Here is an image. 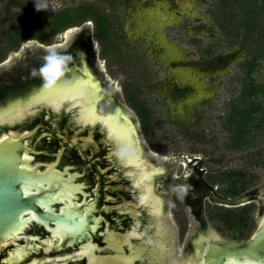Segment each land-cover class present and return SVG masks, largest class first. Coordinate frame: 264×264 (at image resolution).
<instances>
[{
	"label": "flooded vegetation",
	"instance_id": "obj_1",
	"mask_svg": "<svg viewBox=\"0 0 264 264\" xmlns=\"http://www.w3.org/2000/svg\"><path fill=\"white\" fill-rule=\"evenodd\" d=\"M190 2V0H110L109 3H107L108 7L106 8H112V14L115 13L116 9L122 10L125 13L126 19L127 17H130L128 19H132L133 26H130L132 29L130 27L128 28L127 25L120 27V29L125 36H130L128 32L133 33L132 36H130V42L127 43L129 49L135 50L132 55V57L136 56L133 58V62L143 70L145 68L144 66L148 64V60H150L155 66V73L149 75L150 84L148 85V89L152 92V95L156 96L161 103L167 106L169 113L178 116L179 121L181 122L186 118L184 116L187 108L188 114L191 118L190 124L196 130L202 125L204 114L208 112L213 114V106L217 104L219 100L216 96V100L213 99L212 101L208 100V98H206L205 101L200 98L197 99L198 97H195V94L198 90L194 81L200 85L203 77H207L215 89L222 76L219 71H213L218 70L221 67H227L233 62H237L236 60L238 56H240V51L229 50V52L209 57L205 60H203V58H199V60L188 59V56L185 55V52L172 36L180 37L183 35L184 37L198 38L201 37L199 36L200 33L207 28V23L202 20L201 17H192L189 15L191 10ZM158 7L164 8L165 13L168 12L177 15V22L174 25H166L163 30L165 34L163 32L161 33L158 26L153 24L154 19H157V22L160 21L159 16L156 17L158 13H155V11H158ZM110 9L105 10V8L94 2H83L76 8L63 9L52 16V20L49 22L51 23V29L49 32L50 35L53 36L52 38H58L59 35L63 38V34L67 32L69 28H73L72 30H74L72 31L74 34L73 37H71V43L67 47L58 49L61 53L71 55L72 57L68 66L70 69L69 71L73 73V77H70L68 82L77 76L79 66L83 59H86L96 76L101 79L104 86V92L114 96L117 101L121 102V100H118V93L115 94L114 92L108 91L109 86L112 88L115 84L118 85V79H106L107 74L105 73V66L107 68V65L118 68L117 64L112 62L107 63L109 57L107 52H110L108 46L112 44L110 35L112 33L114 34V26H112V24L115 23L114 15L111 14ZM62 14L70 15L69 22L63 26L61 25L60 27H57V20ZM165 15L166 14H164V16ZM35 23L37 24L35 35L30 39L20 40L19 44H16L21 47L23 43L35 40L38 42L37 46L34 47L35 52L33 53L32 51H29L30 54L28 53L26 56L24 55V62H22L20 66L24 65L26 68L22 70L17 79L2 83L3 86L0 88V97L8 98L14 93L20 92L21 89L30 85V83H41L42 79L39 75H32L33 69L38 70L43 64V57L46 55V49L49 45L63 44V42L48 43L50 39L48 38V31L46 32L47 28H41L38 22ZM92 23L94 29H91ZM179 26H181L180 29H178ZM9 29L7 31V38L10 43H12L9 38ZM208 31L209 33L210 31L213 34L215 33L212 26L208 28ZM163 38H165V41H168L166 42L167 45L163 44ZM112 45L114 47V43ZM98 46H100V51L97 48ZM178 47L181 50L182 56L174 58L170 53V48L176 49ZM114 49L116 50L114 53L117 56L118 61V47H114ZM124 57H121L122 61L125 60ZM133 62L126 63L131 64ZM65 75H68V72ZM186 77L193 78L194 81L186 84L184 82V78ZM42 87L43 84L35 91ZM214 89L207 90L206 88L208 92L213 93ZM133 94V98L135 100L138 99V96L135 93ZM242 98H244V96L240 95L237 97V100H230L232 107L229 114L226 116V131L230 132L233 139L237 141V146H242L248 141L246 135L251 132L252 128L250 125L241 126L240 108H243ZM70 107L61 110L60 113H56L47 107L42 108L34 116L23 121L21 125L23 123L24 125H20L21 127L18 126L16 129L12 126L11 128L23 132L34 131V136H32L30 142L32 146H36L37 151H40L39 154H33L36 160L54 162L57 160L58 155L62 153L61 163L63 166L60 170H64L65 167L69 166L74 167L75 169L70 170L71 174H82L76 182H85L88 185H91L90 188L86 189L87 191L93 192L95 190L96 192H102L104 195V202L101 207L102 210L98 212V215L102 218V223L99 225L97 233L92 237L94 241L93 243L98 246L97 253L106 254L108 253L105 249H107L109 245L107 242V236L109 233L115 230L116 233L118 232V234H122L126 229L133 228L134 224H138L136 222V217H133L130 213L124 212L125 209L123 208L125 206L122 204V197L121 195H118V192L121 191L123 193V190L114 191L111 188L107 189L103 186V183L109 180L105 176L106 173L109 172L112 178H114L113 174H118V183L127 184L128 189L130 188V192H133V190L130 187L131 182L123 176L120 169L115 166L113 161L109 158L105 144L106 133L98 128V126L93 129L80 127L76 122L75 117L77 110L75 106ZM149 108L150 106H143L138 108V110L143 111L147 115L151 114ZM261 111L258 112L257 116L260 115ZM63 119L65 121L68 120V128L65 125H62ZM27 120L29 122H26ZM258 125L257 123H254V128L261 127L260 124ZM94 129L95 131H93ZM6 130L9 131V129ZM91 131L96 134L92 136L90 134ZM0 132L4 131L0 128ZM47 139L53 141L50 147L46 146ZM222 175H225L224 177H227L225 180L229 182V186L223 191L224 196L214 195L211 190L197 191V193L200 192V197H198V195L195 197L187 196L193 209L197 211L198 214L201 213L203 207L202 199L204 198L205 205H209L205 207L206 210L209 209L208 217L211 220H214V214L210 212V204L214 202L212 201V199H214V203L220 206V211L222 213L220 217L224 219V222L227 225V230L232 232L235 236L237 233L236 237L233 236L230 238L229 235L225 236L221 229L208 226L206 223L202 222L192 237L190 243L191 249L185 257L195 250L197 240L202 237L203 241L199 247H201V251L202 249L207 250V253L203 251L204 264H214L216 255L213 252L217 250V246L221 245L224 241L243 244L251 240L255 235L264 233V225L261 224V221L264 218V212L261 213L254 228L250 222L252 219L251 213L255 212L257 209L256 205L259 206L261 203L259 206L260 211H262V207H264V191L261 194L255 193L253 196L248 195L247 192H249L250 188L247 183H243L238 192L233 188L234 184L237 185L240 181L246 180L249 183L251 177L255 178V176H253L255 173H252L247 169H233L222 171ZM218 176L219 174L217 177ZM209 181L213 182L212 184L216 182V180H212V178L209 179ZM98 184H100L99 188H97ZM107 194L111 196L110 200L105 198V195ZM135 195V193L134 196L128 195V198L134 201ZM129 204L131 208H138L136 203L133 204L130 202ZM140 208L143 210L142 213L136 212L135 216H140L139 221L141 220L145 227L148 222L145 215L146 209L143 207ZM108 222L109 225L107 224ZM116 227H118V231L116 230ZM126 251L128 250L126 249ZM229 254L235 255L237 253L229 252L227 256ZM90 263L92 262H88V260L85 262V264ZM222 263L224 264V259Z\"/></svg>",
	"mask_w": 264,
	"mask_h": 264
},
{
	"label": "rangeland",
	"instance_id": "obj_2",
	"mask_svg": "<svg viewBox=\"0 0 264 264\" xmlns=\"http://www.w3.org/2000/svg\"><path fill=\"white\" fill-rule=\"evenodd\" d=\"M109 1L42 0V2L48 3L49 7L47 10L37 11L35 0H0V88L3 86L2 83L17 79L22 70L26 68L24 65L20 66L24 62V55L30 54L29 51L34 53V47L38 44L35 40H31V43L30 41L25 42L21 47L10 43L7 38V31L10 27H21L27 23L38 22L41 28H47L46 32L48 31V38L50 39L48 43H64V39L60 35H57L58 38H52L53 36L49 32L51 29V23L49 22H51L52 16L56 12L63 9L76 8L83 2H94L108 10L110 8L106 7H108L107 3ZM190 1L191 10L189 15L201 17L207 23V28L200 33L199 36L201 37L198 38H189L183 35L180 37L172 36L185 52V55L188 56V59L199 60V58H203L205 60L209 57L229 52V50L240 51L237 62H233L226 67L227 71L220 78L215 89L209 82V78L203 77L202 83L205 84L207 90L214 89L219 102L213 106V114L210 112L204 114L203 123L199 129L195 130L191 126V118L186 106V114L184 116L186 118L181 122L179 117L169 113L167 106L161 103L156 96H153L148 89L150 84L149 75L155 73V66L148 60V64L144 66L143 70L133 62V58L136 57H132L135 50L129 49L127 45L133 33L128 32L130 36H125L120 29V27L125 25L129 28L133 26V23L132 19H128L130 17L126 19L122 10L116 9L115 13L112 14L113 9H110L115 20V23L112 24L114 26V34L110 35V40L112 44L114 43V47H118V61L114 53L116 50L112 44L108 46L110 52H107V55H109L107 63L117 64L118 68L109 65L106 68L105 66L106 79H118V85L115 84L112 88L109 86L108 91L115 94L118 93V100H121L126 111L135 118L146 154L156 163L166 167V172L157 179V186L159 193L164 196V202H166L162 217L168 230L171 249L167 253V260L171 264H179L180 259L185 258V255L191 249L192 237L202 222L208 226L221 229L225 236L229 235L230 238L237 236V233L235 236L227 230L224 219L220 217L222 214L220 206L214 203V199H212L214 202L210 204V212L214 214V220H211L208 217L209 209L206 210L205 207L209 206L208 204L205 205V199H202L203 207L201 213L198 214L193 209L187 196L195 197L198 195L200 197V192L197 193L199 190H211L214 195L224 196L223 191L227 189L229 182L225 180L227 177L222 175V171L233 169H247L255 173L253 175L255 178L251 177L249 183L245 180L240 181L237 185L234 184L233 188L236 192L240 190L243 183H247L250 188L249 192H247L248 195L253 196L255 193L261 194L264 191V109L254 121L257 125L260 124L261 127L255 129L254 123L250 125L252 127L251 132L246 135L248 141L242 146L236 145L237 141L233 139L231 133L226 131L225 128L227 125L226 116L232 107L230 100H237V97L242 94L245 86L251 83L250 80L252 79L256 83L264 84V56L260 57L257 65L251 66L248 64L251 56L258 52L256 49L257 38L249 39L248 44L250 43L251 47L243 48L242 42L244 41V36H246L244 34L246 18H244L240 6H228L223 4L221 0ZM211 26L215 32L214 34L208 31ZM93 27L92 23L91 29H94ZM72 29L69 28V30ZM69 30L65 33H69L70 37H73L74 33ZM237 34L239 36H236ZM97 48L99 51L101 50L100 46ZM121 57L125 58V62L121 60ZM131 61L133 63H126ZM247 71H250V75H247ZM43 83V80L39 84L30 83V85L21 89L20 92L14 93L8 98L1 96L0 104L7 105L10 101L29 96ZM133 93L138 96V99L135 100L133 98ZM143 106H150L151 114L146 115L143 111L138 110V108ZM145 121L147 122L146 127L144 126ZM26 122L29 121L27 120ZM21 123L0 126V128L7 133L6 129L14 131L16 127L24 125V123L22 125ZM62 125L68 128V120L65 121L63 119ZM12 126L15 128H11ZM46 143H53V141L47 139ZM218 174L219 176L217 177ZM211 178L216 180L214 184L209 181ZM118 180V174L115 173L114 191L123 190V193L120 191L118 195H121L126 202L135 204L132 199L128 198V195L134 196V193L129 191L130 188L128 189L127 184L118 183ZM184 185L187 186V189L184 188ZM177 188H183L184 192L178 194L175 191ZM181 195L183 198H181ZM259 206L256 205L257 209L251 213L252 219L250 222L253 228L261 213L264 212V207L260 211ZM107 224L109 225V222ZM138 224L145 229L141 220ZM116 230L118 231V227H116ZM93 245L97 247L95 249L96 257L100 261L95 264H106L103 258L118 256V251L113 249L112 251L107 250L108 253L106 254H98V246L96 244ZM133 245L135 244H126L127 249L131 250ZM225 253L227 252L222 251L218 255L215 264H222L221 258ZM124 256L129 258L130 253ZM87 260L88 262H93L89 257L82 256L80 259L83 264Z\"/></svg>",
	"mask_w": 264,
	"mask_h": 264
},
{
	"label": "water",
	"instance_id": "obj_3",
	"mask_svg": "<svg viewBox=\"0 0 264 264\" xmlns=\"http://www.w3.org/2000/svg\"><path fill=\"white\" fill-rule=\"evenodd\" d=\"M5 132H0V264L57 261L80 264L82 256L76 254L82 252L83 243L94 235L95 228L102 223L98 212L102 210L104 195L95 190L87 191L91 185L85 182H76L82 174H71L70 170L74 167L60 170L63 166L62 153L54 162L36 160L33 154L40 151L30 142L34 131ZM50 145L46 143V146ZM105 176L109 180L103 186L114 190V178L109 172ZM69 180L82 186L81 191L71 198L66 193ZM99 187L100 184L97 185ZM25 192L29 194L24 195ZM105 198L110 200L111 196L107 194ZM138 211L142 213L143 210L139 208ZM77 217L81 218L79 223ZM58 224L63 228L58 229ZM147 226L148 222L144 228L150 229ZM14 229L18 230L16 234H13ZM65 229L73 231L57 239L58 233ZM139 230L146 229L141 226ZM250 248L257 249L258 253L264 250V233L255 235L243 244L224 241L213 252L216 255L214 260L216 262L222 251L227 253L221 258V263L229 252L238 254ZM21 250L26 252L27 258L22 262L16 261ZM33 251L35 255L30 256ZM254 260L264 263V255L258 254Z\"/></svg>",
	"mask_w": 264,
	"mask_h": 264
},
{
	"label": "snow or ice",
	"instance_id": "obj_4",
	"mask_svg": "<svg viewBox=\"0 0 264 264\" xmlns=\"http://www.w3.org/2000/svg\"><path fill=\"white\" fill-rule=\"evenodd\" d=\"M82 69L81 74L72 78L71 82L68 81L70 77H73V73L69 71L68 75H65L50 89L42 87L29 96L10 101L7 105L0 104V126L23 122L45 107L56 113H60L68 105L78 107L79 113L76 119L79 126H100L106 133L105 144L109 158L120 169L123 176L131 182L130 187L136 194V206L148 209L152 215L158 216L163 211V205L159 197L156 196L152 184L157 175V168L150 167L151 162L143 156V149L135 135V128L128 126V117L123 116L119 109L110 108L101 103L105 101V98L99 95V81L92 77L86 67L82 66ZM2 139H7V137ZM125 145L129 152L125 158L121 159L119 152ZM133 150L135 151L134 155L132 154ZM81 189V185L73 184L69 180L66 193L71 198ZM28 194V192L24 193V195ZM74 207H78V205H74ZM76 219L79 223L81 218L77 217ZM261 224L264 225V220L261 221ZM57 227L61 229L63 225L58 224ZM17 231L14 229L13 234H16ZM72 231V229L60 231L57 239L70 235ZM129 235L140 239L142 233L137 230ZM129 242L124 241L125 244ZM202 251L207 253L206 249H202ZM25 254L26 252L19 253L17 258L23 259ZM258 254L264 255V250L258 253L257 249L250 248L247 252L229 254L224 257V264H254V259ZM76 255L88 256L89 252L82 250ZM122 259L124 264H131L127 258ZM197 261L198 264H204L203 259L199 257L196 261L190 258L183 264H197Z\"/></svg>",
	"mask_w": 264,
	"mask_h": 264
},
{
	"label": "bare ground",
	"instance_id": "obj_5",
	"mask_svg": "<svg viewBox=\"0 0 264 264\" xmlns=\"http://www.w3.org/2000/svg\"><path fill=\"white\" fill-rule=\"evenodd\" d=\"M158 8H159L158 11H155V13H158L156 15V17L159 16L160 21L157 22V19H154L153 24L158 26V29H160L161 33L162 32L164 33L163 30L165 29L166 25L172 26L177 22V15L176 14L174 15L173 13H168V12L165 13V9L162 7H158ZM164 14H166V15L164 16ZM162 42H163V44L167 45L166 42H168V41H165V38H163ZM170 49H171L170 53L172 54V56H174V58H176L178 56H182L181 50L179 49V47L176 49H172V48H170ZM82 66L86 67L88 69V71L92 74V77H94L95 80L99 81V83H100V88L98 90L99 95L105 98V101H103L101 103L106 104V106H108L110 108L119 109L120 112L123 114V116L128 117V121H127L128 126L135 128V135L138 137L139 142L142 146L143 156L145 158H147L148 161L151 162L149 165L150 167L157 168V175H156L154 181L152 182V184H153V189H154L156 196L159 197V199L163 205V211L158 216L152 215L150 210L146 209L145 215L148 219V226L150 229L145 228L146 230H139L141 228V226L139 224H134L133 228L126 229L123 234H118L115 232V230L113 232L109 233L108 234L109 236H107V242L109 245H108L107 249H105V250L106 251L107 250L112 251V249L117 250L118 256H116V257L107 256V257L103 258L104 259L103 261H105L106 264H124V260L122 258H125L124 255H127L128 253H130V257L127 259L131 261V264H138L139 262L140 263L142 262L144 264H171L167 260V253H169V251L171 249L170 245H169L168 230L166 229V227L164 225V220L162 217L164 214L166 202H164V196L161 193H159L158 186H157V179L160 175H162L163 173L166 172V167L159 164V163H156L150 156H148L146 154L144 146L141 142V137L139 134L138 125L136 124V122L131 117L132 115L126 111L123 104L121 102L117 101L114 98V96L109 95L108 93L104 92V86L102 84L101 79L96 76V74L94 73L93 69L88 64L86 59H83L81 65L79 66V71H77V73H78L77 76L80 75L81 72L83 71ZM218 71L221 73V76H223V75H225L227 69H226V67H221L220 69L215 70L213 72H218ZM191 81L192 82L194 81L193 78H190V77L184 78V82L186 84L191 83ZM194 84L198 90L197 93L195 94V97H198L197 99L200 98L204 101L206 100V98H208V100H211V101L213 99L216 100L215 93L208 92L206 90V86L204 84L201 83L200 85H198L196 83V81H194ZM70 106H74V105H68L67 108ZM75 108L77 110L75 117L77 118V115L79 113V108L78 107H75ZM76 122H77V119H76ZM94 127H97V126H88V127H82V128L93 129ZM98 128H100L103 131L102 127L98 126ZM90 134L93 136L96 133L91 131ZM132 154L134 155L135 151H133ZM184 188L187 189V186L184 185ZM134 202L136 203V195H135ZM122 204H123V206L126 207V208L125 207L123 208V209H125L124 212L130 213L131 215H133V217H136V219H137L136 222L138 223L140 216H135V215H136V212L140 213V211H138L139 208L132 207V208H134V209H132L129 202H126L124 199H122ZM263 220H264V218H263ZM95 229L96 230H95L94 234L97 233L98 227ZM137 230H139L142 233V236L140 239H136L135 237H132L129 235V233L137 231ZM92 236H93V234L90 236V238H89L90 240L83 243L84 246L82 249L83 251H88L89 255L88 256L81 255V256L87 257V258L89 257L93 261L92 263H97L100 261H99V258L96 257V250L95 249L97 247L93 245L94 241H93ZM125 240L130 241L129 243H131V244H135V245L131 246L130 251H126L127 248H126V244L124 243ZM202 241H203L202 237H200L197 240L195 250L192 251L187 257L180 259L179 264H183L184 261H186L190 258L194 261L197 260V257H199L200 259H203L204 252L201 251V249H200L201 247H199L201 245ZM34 243H36V242L34 241ZM23 251L24 250H21L20 252H18V254L22 253ZM33 255H35V251H33L30 256H33ZM17 256H16V261H20V262H22L24 259L27 258V256L24 255L23 259H18ZM63 261H66V260H63ZM92 263H90V264H92ZM42 264H63V263H60L59 261H57V262H43ZM65 264H71V263H65ZM197 264H198V261H197ZM254 264H264V263L254 260Z\"/></svg>",
	"mask_w": 264,
	"mask_h": 264
},
{
	"label": "trees",
	"instance_id": "obj_6",
	"mask_svg": "<svg viewBox=\"0 0 264 264\" xmlns=\"http://www.w3.org/2000/svg\"><path fill=\"white\" fill-rule=\"evenodd\" d=\"M221 2L228 6H240L242 9L244 18H246V21L244 20V34L246 36H244L242 46L244 48L251 47V44H248V40L257 38L256 49L258 52L251 56L248 63L251 66L257 65L260 57L264 56V0H221ZM69 19V14L60 15L57 20V27L67 24ZM36 25V23H27L21 27H11L9 29L10 40L16 45L19 44L20 40L32 38L37 30ZM236 36H239V34ZM247 75H250V71H247ZM250 81L251 83L245 86L241 94L244 96L242 98L243 108H240L241 126L255 123L254 121L258 118V112L264 109V84L256 83L254 79ZM144 126H147L146 121Z\"/></svg>",
	"mask_w": 264,
	"mask_h": 264
},
{
	"label": "clouds",
	"instance_id": "obj_7",
	"mask_svg": "<svg viewBox=\"0 0 264 264\" xmlns=\"http://www.w3.org/2000/svg\"><path fill=\"white\" fill-rule=\"evenodd\" d=\"M35 7L37 11L47 10L49 5L42 0H35ZM74 31V30H69ZM64 43L62 45L52 44L46 49V55L43 57V64L40 68L33 69L32 75H39L43 80V87L52 88L55 84L62 79L67 72H69V62L72 60L71 55H66L58 51L59 48L67 47L71 43V37L69 33L63 34ZM31 43V41H30ZM134 151V150H133ZM129 152L128 147L125 145L120 149L119 156L121 159L125 158ZM175 191L183 193V188H177ZM181 198L182 195H181Z\"/></svg>",
	"mask_w": 264,
	"mask_h": 264
}]
</instances>
